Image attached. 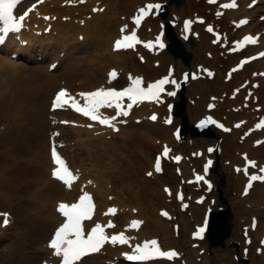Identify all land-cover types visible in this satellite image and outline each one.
<instances>
[{
    "label": "bare ground",
    "instance_id": "obj_1",
    "mask_svg": "<svg viewBox=\"0 0 264 264\" xmlns=\"http://www.w3.org/2000/svg\"><path fill=\"white\" fill-rule=\"evenodd\" d=\"M33 1L37 2V0H29L21 10L20 8L18 10L23 12L27 6L33 4ZM146 1L155 0H83V2L81 0H70V2L69 0H43L37 2L34 11L24 18L25 30L18 35H13L12 37L16 38L8 41L2 47L3 50L17 51L18 57L16 61H13L8 55L0 54V75L4 73L0 79V108L3 110L1 115L4 120H10L14 125L10 128L14 130V142L23 138L29 143L34 140L39 145L25 142V157L19 159V161L23 162L20 164L21 166L27 167L21 170L13 166L12 161L16 158L10 160L14 149L13 145L9 146V141L6 144L0 140V213L7 211V207H11L12 203L17 200L23 203L24 200L20 199L21 197H27L26 199L32 202L31 209L26 205L22 207L27 210L16 207V214H11L6 226H3L2 223L4 217L0 216V245L5 238L16 234L17 231H12L11 226L16 223V215L20 212L25 216L33 213L37 218L48 222L51 225L48 236L51 234L52 237L56 227L63 220L62 215L57 210L58 203L71 204L75 202L78 194L91 192L99 209H96L94 215L88 220V226L97 222L105 224L111 219L117 220L116 227L113 225L114 227L108 229L109 232L121 229L120 231L126 232L125 236L127 238L134 241L131 244L124 245L106 242L97 252L80 258L73 264H106V262L117 258L121 253L124 254L135 248V246L132 247L135 242L151 237L158 239L159 244L165 249L164 251L171 250L178 245V249L183 252V257L180 255L177 259L173 258L172 261H174L171 263L159 259L136 264H205L203 262L207 257L203 256L202 261L197 263V254H193L194 249H190L183 238L180 239V237H184L189 221L181 211H174V205L171 204L168 194L166 193V195L162 188L164 185L172 184L170 188L172 192L181 183V177L190 175L192 166L198 168L202 165L204 154L200 158L197 156L190 157V153H193L198 147L205 146L207 141L210 140L209 138L193 137L192 145L180 143V140L174 139V136L170 133L172 126L167 127L166 125L148 122L151 111L159 113L157 122L162 118V111H167L166 105L157 106L154 102H135L127 116H116L114 106L111 108L102 107L99 110L102 117L116 116L113 121L117 129L115 131L108 126L104 127L94 122L91 123L88 117L75 113L72 108H69L68 111L57 112L59 115L56 116L57 123L54 125H49L47 118L50 95L58 86L74 91L69 92V96L73 97L78 95V91H93L96 87L110 88L116 85L122 88L131 84V80L140 77L141 74L144 76V78L141 77L142 80L149 82L159 74L163 65L168 63H173V73L176 75H179L180 70L189 68L191 64H183L171 54L166 55L164 51L157 55L155 54L156 51L151 54L146 52L148 56L147 58L145 56L146 62L142 65L133 58L132 53L134 52L130 51L131 47L126 50H113L111 40L116 35L117 25L121 22L118 16L120 14L129 15L134 9L145 7L144 3ZM165 1L168 5L173 2V0ZM201 1L184 0L183 3L177 6L173 5L171 11L174 20L182 21L183 17H186L187 20H191L190 25L195 23L193 17L204 15L202 14ZM259 1L261 5L247 8L246 3L248 0H236L237 7L226 9L224 16L216 22L222 28L221 36L227 40L243 32L260 34L259 37L256 35L259 38L258 44L244 47L242 50L245 53L244 56L254 55L260 50H264V21L260 22L256 18L255 20L252 19L257 11L264 10V2ZM93 9H96V11H93ZM48 13L50 17L56 15V20L51 21ZM45 15H47L48 20L44 19ZM62 15H65L64 19ZM237 15L247 18L244 25L235 26L234 20ZM75 17L77 20L74 19ZM149 20L144 27L150 25L152 32H139L141 37L143 36L141 33L151 37L157 31L158 27L153 21L154 19ZM167 20L163 21L166 22ZM78 34L83 35L81 40L78 39ZM164 38L167 40L166 36ZM161 39L163 40V38ZM24 40L27 41L26 45L17 48L18 42L20 44ZM212 42L215 43L216 40L213 38ZM185 48L191 50L192 56H196V65L194 63L193 66L195 65L199 74L197 79L191 80L190 86L187 88L190 93L189 100H195L194 111L202 113L200 112L202 105L208 100L207 102L213 105L211 112L214 113V118L216 117L222 122L231 123L233 117L237 116L236 110L241 114L238 118H246L244 124L236 123V126L230 129L229 135L225 134L226 132L220 134L221 137L224 136V139L222 137V145L218 144L220 148H217V150H220L222 166L216 168L214 165L216 160H214L210 170L214 172L215 178L212 181L215 185L218 184L221 188L220 182L225 181L223 199H226L234 210L235 236L240 229L242 216H244V220H249L252 214L260 220V224L252 227L249 233L253 238L251 240L252 244H256L254 246L256 247L255 253L263 257L264 249L260 251L258 249L264 247L261 244V240H264V181H253L247 194H244V187L251 174L261 175L264 173L256 172L255 167H247L249 175H245L246 167L242 166L245 161L241 154H246L247 159H253L256 164L259 162L264 163V127L259 130L254 128L250 132H245L244 139L241 142L236 135L244 133L249 125L252 126L256 113L260 116L259 118L264 117L262 113L264 112V78L259 75L255 77L259 80V88L254 89V95H251L249 102H245L244 99L240 100L239 96L242 95V92L234 93V99H229L228 91L230 89L227 84L234 83L230 85V88L232 85L237 86L239 83L253 78L257 74L256 71L260 70L259 74L264 71V56L259 59H251L240 70H236L235 73L227 76L226 71L233 65L239 53H226L227 55H224L222 49L212 46L207 43V40L200 41L195 49L190 48L188 43L185 44ZM80 50L87 52L86 55L89 57L84 60L81 59L82 57L78 56ZM60 52L63 53L62 56L59 54ZM43 58L47 60L51 58L50 61L58 59L60 65H63L64 71L58 73L56 68V70L48 72V62L43 69L40 68L41 70L36 66L28 65V63L32 64L33 59ZM155 59L160 61V66L156 69L152 65ZM205 59L208 60V63H204ZM198 62L203 63V65H199ZM220 62H223L222 65ZM113 69L118 71L119 76L116 79H109L108 74ZM205 69L208 71H205ZM209 71L214 77L206 74ZM250 73L252 76H249ZM221 74H223L221 80L214 82L215 77H219ZM212 95H216L215 98ZM256 97L258 99L253 102ZM173 98L176 101L180 99L177 95ZM38 99H41L43 103H40ZM75 99L83 106V98L75 97ZM24 102H26V108L22 105ZM119 102L122 108H127L129 103L128 99L124 97ZM38 104L46 105V107H43L46 116L36 117V112L40 107ZM225 105L232 107V111L231 109L229 112L223 111ZM248 106L254 109L257 107L258 109L251 111L247 108ZM14 110L16 118L10 115V113H14ZM144 117L148 121L144 119L140 124H135V118ZM20 118H28V122L21 126ZM174 122H180V118L175 116ZM257 122L258 120L255 122V127ZM89 125H91V129L88 128ZM53 129L59 130L61 138L67 144H70L71 140L74 143L73 154L68 153V147L60 148L62 154L67 157L68 168L73 175L77 176L76 180L71 181L70 186L51 175L54 165L49 155L48 136L50 130L52 132ZM59 132L57 134H60ZM216 133L219 134V132ZM52 139L54 140V138ZM257 141H260V143H256ZM165 145L170 146L168 147L170 154L171 150L174 149V151L183 152L189 158L187 156L177 164L170 162L172 168L164 160L166 158H161L162 171L161 173L155 172L153 171L156 161L155 152L160 150L161 147L164 148ZM74 157H76L78 163L73 160ZM176 167L181 169L180 176L174 170ZM237 168H240V171H237ZM14 170H20L19 174H12L11 172ZM146 171L152 173L150 178L138 175L139 172L143 174ZM182 186L185 195L189 190L195 192L192 187L186 184ZM25 187L27 188L26 191ZM230 190L234 191L235 198L227 195ZM112 195H114V198ZM186 199L185 197L184 200ZM112 203L116 205L117 212L110 216L106 213L107 205ZM204 205H202V210L200 206L193 205L195 217L200 218V220L203 216ZM161 208L171 210L175 220L169 221L164 218L158 212ZM134 209L135 211H133ZM176 213H178L177 218ZM186 216L190 219L193 214L189 212ZM133 220H140L142 223L131 229L130 225ZM174 222L179 224L177 237H174L176 230L172 229ZM45 241L46 239L42 241L44 244L39 246V251L43 255L40 260L44 259L42 262L40 261V264H60L61 257L54 255V250L47 247ZM36 243L37 239L34 237L28 242L29 245L38 249V246H35ZM25 245V242L22 241L21 245L12 250L8 246L3 248L11 251L14 256V264H31L35 258L24 254ZM17 250L19 252L16 257ZM20 250H23V252L21 253ZM229 253V249L225 248L221 253V257H218L216 261L219 260L222 264H237L232 256L228 255ZM181 257L182 259H180ZM31 259L33 260L30 262ZM251 261L255 260L252 259ZM258 264H264V261Z\"/></svg>",
    "mask_w": 264,
    "mask_h": 264
},
{
    "label": "snow or ice",
    "instance_id": "obj_2",
    "mask_svg": "<svg viewBox=\"0 0 264 264\" xmlns=\"http://www.w3.org/2000/svg\"><path fill=\"white\" fill-rule=\"evenodd\" d=\"M37 2H39V0H37ZM81 2H83V0H81ZM209 2H214V0H209ZM252 2L255 3V0H252ZM18 3L19 0H0V21L5 22L6 29L7 27L19 29L22 21L28 15V11H25L18 18L13 15V10L18 5ZM223 6L226 8H232L235 7V4H225ZM153 7H158V5L147 4L145 5V7L138 9L139 15L137 17H134L135 22L139 24L140 18L144 15H147L146 9H151ZM93 11H96V9H93ZM238 23L242 25L246 23V20L241 19ZM189 24L190 21L185 20V29L188 28ZM126 27L127 25L121 27V33H124ZM208 30L212 31V28L209 27ZM219 38V35H217V39ZM135 41L136 36L135 33L132 32L128 35H122L120 38L116 39L114 41L113 47L114 49L127 48L130 47L131 44ZM246 41L254 42L255 37L245 35L241 41H237L234 43L239 46ZM157 43H159V39H157ZM148 46L151 47V42H149ZM160 47H163V44H160ZM258 55L264 56V53H258ZM245 59H251V57ZM244 62L245 61H241V64L236 65V68H240ZM205 71L208 70L205 69ZM108 75L111 79L112 77H115L117 73L115 69H113L109 72ZM171 75L172 69L169 68L167 76H164L163 78L158 79L155 82L149 83L146 88L141 87L142 80L140 77H136L132 80L131 84L128 87H125L122 90L100 87L96 88L93 91L80 92L78 95L84 98L83 106H81L75 98L69 96L67 89L61 88L55 93L51 107L53 109H56L57 107L63 106L65 104H70V106L76 112L82 113L83 116L90 118L92 121H97L100 125H106L115 131L117 129L113 121L116 119V116H127L129 114L128 109H131L133 107V104L137 100L157 99L159 97V94L164 91L163 85L169 82V77ZM208 75L211 76L212 73L209 71ZM172 82L175 83V81ZM178 86L179 85H177V87ZM122 97L128 98L129 103L127 104V108L121 107V103L119 101ZM113 106L116 109V116L102 117L100 115L99 110L102 107L111 108ZM209 107H212V105L210 104ZM151 119L155 120L156 115L153 114L151 116ZM207 119L211 120L210 117ZM212 122L216 123L215 121ZM200 123L203 125L205 121L202 120ZM261 124H264V120H262L260 124H257L256 127H261ZM219 126L223 127V125ZM89 127H91V125H89ZM256 143H260V141H257ZM169 151V148L165 145L162 154L166 156ZM209 151H211V148L209 149ZM51 159L56 165V167L52 169L51 175L54 178L59 179L66 185L70 186L71 181L76 180L77 176L73 175L69 170L65 160L58 154L55 145H53L51 148ZM174 159L179 160L180 157L177 156ZM245 159L247 161V165H251L253 167L256 166L255 161L247 159L246 156ZM210 163L211 161H208V163L205 164V169H207L208 164ZM154 168L156 172L161 171L160 155H158L156 158ZM236 170L240 171V168H237ZM259 171L260 173H264V166H260ZM151 174V172L147 173V175ZM245 175H249L247 167L245 168ZM198 179H200V177H198ZM257 180L264 181V174H251L249 176L247 184L244 187V194L248 193L253 181ZM205 183L208 182L205 181ZM169 191L170 190L165 187V192ZM57 210L64 217V221L58 227H56L48 246L54 250V255H56L57 257H62L60 264H73L74 261L79 260L86 253L97 252L100 249L101 245L108 240H110L113 244H116L117 242L121 244L128 243L129 238L125 236L124 232L113 234L109 237L104 233L103 226L98 222L85 234V230L82 226V221L85 218H90L93 210V203L88 193H84L83 195H81L79 197V200L75 203L69 204L66 202H59ZM115 211L116 209L114 207H110L108 209L109 213H113ZM133 211H135V209ZM161 214L165 217L169 216V213L165 210H161ZM0 216L4 217L2 223L6 225L8 223L7 217L9 216V213H0ZM141 223L142 221L140 220H133L131 221V226L137 227ZM112 226V222L109 221L108 227ZM252 227H255V218H253ZM202 231L203 229L201 228L199 231L194 233V235L199 236L200 232ZM261 244H264V240H261ZM258 251H260V249H258ZM133 252L134 254L124 253L123 255H125L127 259L131 261H141L148 259L149 257H165L171 259L179 255L175 250H161L158 246V241L155 238L151 240H145L142 244H137Z\"/></svg>",
    "mask_w": 264,
    "mask_h": 264
},
{
    "label": "rangeland",
    "instance_id": "obj_3",
    "mask_svg": "<svg viewBox=\"0 0 264 264\" xmlns=\"http://www.w3.org/2000/svg\"><path fill=\"white\" fill-rule=\"evenodd\" d=\"M200 4L204 7V13L206 14L207 13V9H206V6H205L206 5L205 2L202 0ZM257 4L261 5V3H257ZM171 7L172 6H168L167 5V9H168L167 15H168V18H172V13L173 12L171 11ZM261 12L264 13V11L259 10V12H257L256 15H258ZM256 15H254V17H256ZM209 21H214L215 22V20H214L213 17H211L209 19ZM179 27L180 26H178L175 29L177 33H179L178 32L179 31L178 30ZM200 27H202V25ZM191 30L192 31L197 30V26L195 25ZM201 30H203V28L202 29L201 28H198V35L196 37H193L192 36V39H191L192 45L190 46V48L193 47V49H195L197 47V45L200 43V41H206V39H207V43H209V39L211 37L208 34L204 33L203 31H202L203 33L202 32L200 33ZM213 46L215 47L216 45H213ZM188 50H190V49H188ZM86 53L87 52H84V50H80L78 56L79 57H82L81 59L84 60L85 58L89 57V56L86 55ZM166 55H167V53H166ZM133 58L137 62H139L138 59H137V57L135 55H133ZM194 62H196V56H193L192 57L191 65L189 66L188 69H185V70H192L191 67H193ZM204 63H208V60L205 59V62ZM220 63L222 65L223 62H220ZM38 64H40V65H38ZM141 64H142V62H141ZM31 65L36 66L38 69H40V68L43 69L44 68V65H45V62H43V61L42 62H33V64H31ZM154 68L156 69V68H159V67H154ZM164 68H165V65H163V69H161V71H159V72L160 73L164 72ZM63 70H64L63 65H59V67H58V69H57L56 72H60V71H63ZM222 75L223 74L219 75V77H215L216 80L214 82H217L218 80H221ZM231 84H234V83H231ZM188 85H190L189 82H188ZM230 85L227 84V87L229 89H230ZM185 97H186V100H187V102H186V108H187V112H188V120L194 121L197 117H200L203 114L202 113H196L194 111L193 107L195 106V103H194V101H192L191 103H189L188 97H190V93H189L188 90L185 91ZM38 101L40 103H43V101L41 99H38ZM22 105L26 108V102H24ZM39 105H40V107L38 109V112H36L37 113V116L36 117H38V118H40L41 115L42 116L45 115V111H44L43 107H46L47 102H46V105L45 106H43L42 104H38V106ZM203 105H202V109H201L200 112L204 111ZM231 108L232 107H228L227 105H225L223 111L229 112ZM0 110H2V108H0ZM35 111H36V107H35ZM231 111H232V109H231ZM235 113H237V116H234L232 120L236 119L238 121V119H239L238 117H240L241 114H239L237 111H235ZM19 122H20V125L23 126V125H25L28 122V118H20L19 119ZM10 123H11L10 120L9 121L4 120L3 117H2V115H1V113H0V140L4 141V143H6V144L9 141V144H8L9 146L10 145H13V148L14 149H13V152L11 153L12 155H11V159L10 160L12 161L14 158H16L14 161H12L14 163L13 166L15 168H18V169L23 170L27 166L26 167L25 166H21L20 164L23 163V162L22 161H19V159L25 157V150H24L25 146L24 145H25V142L26 141L23 138H20L19 140H16L14 142V140H15V138H14V130L13 129H10L11 126H14V125L11 124L9 126ZM2 124H5L8 127L3 126ZM229 124H231V123H229ZM136 127H138V126H136ZM226 134L229 135L230 133H226ZM241 136H242V134H240V136H239L240 139H241ZM222 137L224 139V136H222ZM222 137H221L220 133L214 135L213 139H210V140L207 141V146L213 145V144H219L221 146L222 145V142H223ZM236 137H237V135H236ZM72 142H73V140L70 141V143H71L70 145L71 146H73L72 145ZM188 142L191 143V141H188ZM26 143H29V142H26ZM34 143L36 144L37 142H35L34 140H32L31 143H29V144H32L33 145ZM37 145H39V143H37ZM203 147H204V145H203ZM70 150L71 149H69V152L71 153ZM216 153L218 154V159L221 160L220 154H219V151L218 150H216ZM26 154H28V153H26ZM26 156H28V155H26ZM73 160L78 163L76 157H74ZM220 160L216 161V167H218V168L222 166V162ZM12 162L10 163L11 165H12ZM142 162H143V160H142ZM170 168H172V166H170ZM19 172H20V170H14L11 173L12 174H14V173L15 174H19ZM138 175H140L142 177V176H145V173L142 174V172H139ZM212 177H214V175H212ZM220 184H221V188H219V191H220L221 194H223L220 189H222V191H224V184H223V182L222 183L220 182ZM158 185H159V183H158ZM158 185H157V187H158ZM26 189L27 188L25 187V191H26ZM213 192L215 194V190ZM229 192L231 194V195L229 194V196H232V198H235L236 197V195H234V191L233 190H230ZM26 198L27 197H21L20 198V199H23L24 200L23 203L18 202V200L15 203H12V206L11 207H7V209H8L7 211H9L11 214H14L15 215L16 214V207H20V208L26 209V208L22 207V206L26 205V207L28 206L31 209L32 208V202H31V200L26 199ZM171 204L174 205L173 206L174 209H175V207H177V201L175 199L172 200ZM218 204H219V202L216 203L217 206H218ZM202 208H203V206L200 207V209H202ZM189 211H191V208L189 209ZM192 214H193V212H192ZM233 219H234V217H233ZM251 219L252 220L250 221V224L247 223L248 220H243L242 218L240 219L241 220V224L243 226V230H246L248 232L250 226L253 224V216H252ZM199 220H200V218H197V217L194 216V219L189 221V224L187 226V230L185 231L187 233V235H184V237H180V239H182V238L184 239V241H185L186 245H188V247H190L189 246V242H188L189 240L187 238L188 231L191 229V227L194 224H196V222H199ZM255 224H256V222H255ZM50 227H51V225L48 222H44L43 220L37 218L33 213H29L26 216L22 212L18 213L16 215V223H14L11 226L12 231H17L16 234L12 235L9 238H5L3 240V243L0 245V264H14V258H13L14 256H13V254L11 253V251H8L7 249H4L3 247L8 246L12 250L13 248L21 245V242L22 241H24L25 244H26L25 247H24V254H27L29 257H34L35 258L34 261H32L33 259L30 260V262L32 261L31 264H40V259L43 257V255L39 251V249H40L39 246H41L42 244H44V243H42L43 240H45V239L47 240ZM234 231H235V221L232 222L231 234H230L229 238H227L224 241L225 242L224 246L223 247H220V246L218 247L217 246L215 248H211V247L208 246V249L206 250V252L204 254L207 258L205 259V261L203 263H205V264H222L219 260L218 261H216V260H217L218 257H221V255H222L221 253H222V251L225 248H228L229 249L230 253L228 255H231L232 258L234 259V261L237 264H258V263L264 261V253H263V257H260V255H257L255 253V250L256 249H253L254 246L256 245L255 243L254 244L249 243L250 246L252 247V249L250 250L251 255L249 254V250H247V251H241V253H240V250H239V244L240 243H239V241L240 242L241 241H244L245 240V236H248V235L251 236V235H250V233H248V234L247 233L246 234H242L241 236L239 234H237V236L234 239L233 238ZM33 237L37 239V243H36L35 246H38V249H36L32 245H29L28 244V242ZM45 244H47L46 241H45ZM204 244H207V242H205ZM176 247L178 248V246H176ZM192 247L193 248H196L197 246H194L193 245ZM18 252H19V250H17V252L15 254L16 257H17ZM20 252L22 253L23 250H20ZM248 254H249V256H248ZM201 258H202V256H201ZM207 259H210V260H207ZM252 259H254L255 261H251ZM200 261H202V259Z\"/></svg>",
    "mask_w": 264,
    "mask_h": 264
},
{
    "label": "water",
    "instance_id": "obj_4",
    "mask_svg": "<svg viewBox=\"0 0 264 264\" xmlns=\"http://www.w3.org/2000/svg\"><path fill=\"white\" fill-rule=\"evenodd\" d=\"M180 0H177V2H179ZM169 33L171 34V31L169 30ZM170 48H179L178 44L172 43ZM175 114L180 115L182 117V134L184 135L185 131H186V126H187V120L186 117L184 115V112L182 111V107L181 105H176V110H175ZM191 134L192 135H196V134H200V135H208V129L207 128H202V127H198V129H194L193 126L191 127ZM224 214V213H223ZM224 219L225 217H218L217 213L212 212L211 213V217H210V225H209V235L211 232L216 231V234L213 236V238H211V242L213 244H218L222 242V239L225 235L228 234L229 232V228L228 225L224 224Z\"/></svg>",
    "mask_w": 264,
    "mask_h": 264
}]
</instances>
